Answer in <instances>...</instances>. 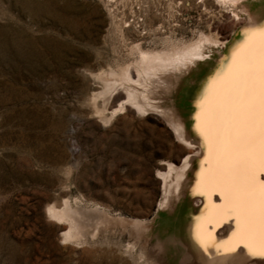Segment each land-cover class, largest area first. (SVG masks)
<instances>
[{
    "label": "rangeland",
    "instance_id": "obj_1",
    "mask_svg": "<svg viewBox=\"0 0 264 264\" xmlns=\"http://www.w3.org/2000/svg\"><path fill=\"white\" fill-rule=\"evenodd\" d=\"M261 23L264 0L236 8L220 0H0V264H145L137 249L127 252V233L88 244L64 239L65 223L46 213L64 201L148 223L147 254L158 264H215V250L206 252L195 232L225 199L218 191L201 194L215 162L196 112L210 83L228 72L247 26ZM201 35L225 42L206 48L175 83L171 100H160L200 146L187 182L172 188L164 205L176 177L164 181L161 174L170 163L180 166L191 148L156 109L127 104L110 117L124 95L111 107L98 95L99 77L131 63L132 45L178 48ZM208 227L217 242L226 241L236 218ZM233 264L264 260L241 246Z\"/></svg>",
    "mask_w": 264,
    "mask_h": 264
},
{
    "label": "snow or ice",
    "instance_id": "obj_2",
    "mask_svg": "<svg viewBox=\"0 0 264 264\" xmlns=\"http://www.w3.org/2000/svg\"><path fill=\"white\" fill-rule=\"evenodd\" d=\"M215 167L202 178L201 194L220 192L225 203L197 225L195 237L215 264H233L243 246L250 257L264 260V23L249 25L232 65L206 90L199 116ZM235 217L237 230L217 242L209 225Z\"/></svg>",
    "mask_w": 264,
    "mask_h": 264
},
{
    "label": "bare ground",
    "instance_id": "obj_3",
    "mask_svg": "<svg viewBox=\"0 0 264 264\" xmlns=\"http://www.w3.org/2000/svg\"><path fill=\"white\" fill-rule=\"evenodd\" d=\"M243 1L244 0H220L223 4H228L234 8H236V6L241 4ZM232 13L234 14V17L237 18V12L233 11ZM238 22H240V20ZM224 42V38L218 39L214 37L212 39V37L208 35H201L196 40L179 46L178 48L166 47L155 50L143 49L139 44L134 46L132 45L131 50L135 58L131 63H128V65H119L117 69L113 68L107 71L108 73L106 76L99 77L101 82H103V89H101L102 91L98 95L101 97L105 96L104 98L106 99V102L111 107V104L114 99H116L115 97L118 93H122L124 95V100L116 105L117 107L115 109L114 106L113 110H111L110 117L115 112L120 110L122 111L125 106L128 105L137 109L138 112H144L148 109H156L166 118L167 123L171 126L177 139L183 142L187 147L191 148L190 154L184 158L180 166L174 167V165L170 163L167 166V173L161 174L164 181L172 172L176 177L175 183L170 185L171 187L168 188L164 201L160 200L164 205H168L169 203V193L171 192V189L173 188L172 191H178L183 181L187 182L186 173L192 164V159L195 155L193 152L199 151L200 146L199 142L194 140L187 133L185 126H183L184 123L181 117L176 113L174 108L162 107L160 100H171L169 94L171 93L173 87H175V83L183 75V73L191 67L192 64H194L197 60L204 58L203 56H205L204 54L206 48L217 47L218 45H223ZM203 69H205V67ZM156 98H158L157 101H155ZM200 112L201 103L199 104L198 112H196V127L199 129ZM100 116H102L101 118L104 121H107L110 118L103 116L102 114ZM164 187H166V185ZM52 205L46 209V213L52 218V220L55 219L65 223L66 227L63 229L65 230L63 234L64 239L73 241L77 244H88L90 241L97 239L100 235L104 237L121 238L122 234L127 233L130 238V241H128V244L126 245L127 252L133 253V251L137 249L139 252L138 257L143 260L145 264H158L155 258L149 257L151 255L148 256L147 254V239L145 238V232L149 227L148 223L139 220L127 219L126 217L121 216H112L104 210L100 211L99 209L94 208V206L91 210L84 209L80 206V204H71L68 201L62 202V205H58V207ZM91 213L97 214L92 215ZM118 243H120V241L116 242V244ZM160 262L162 263V261Z\"/></svg>",
    "mask_w": 264,
    "mask_h": 264
}]
</instances>
